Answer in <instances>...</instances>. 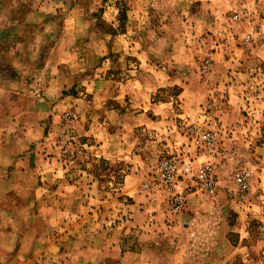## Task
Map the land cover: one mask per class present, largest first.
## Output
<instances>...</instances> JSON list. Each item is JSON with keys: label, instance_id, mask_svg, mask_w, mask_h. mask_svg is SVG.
<instances>
[{"label": "rangeland", "instance_id": "1", "mask_svg": "<svg viewBox=\"0 0 264 264\" xmlns=\"http://www.w3.org/2000/svg\"><path fill=\"white\" fill-rule=\"evenodd\" d=\"M212 253L264 264V0H0V264Z\"/></svg>", "mask_w": 264, "mask_h": 264}, {"label": "built area", "instance_id": "2", "mask_svg": "<svg viewBox=\"0 0 264 264\" xmlns=\"http://www.w3.org/2000/svg\"><path fill=\"white\" fill-rule=\"evenodd\" d=\"M192 141L198 145H205L211 141L209 133H198ZM191 176L195 185V191H201L206 194H213L216 188V181L208 164H203L195 172L189 163H181L174 159H163L155 170L153 181H145L144 187L150 189H159L160 187H172L177 181L184 177ZM243 181L242 173L236 177V182L241 184ZM169 208L172 212L178 211L183 203L184 197L181 193H169L167 196Z\"/></svg>", "mask_w": 264, "mask_h": 264}, {"label": "crops", "instance_id": "3", "mask_svg": "<svg viewBox=\"0 0 264 264\" xmlns=\"http://www.w3.org/2000/svg\"><path fill=\"white\" fill-rule=\"evenodd\" d=\"M169 228H172L171 226H169ZM175 238V237H174ZM176 253V250H173V252L171 251V255L175 254ZM215 256L214 253H212V255L208 257V259L206 260H203L202 264H221L220 262H212L214 261L212 258ZM175 264H182V263H175ZM194 264H197V263H194Z\"/></svg>", "mask_w": 264, "mask_h": 264}]
</instances>
